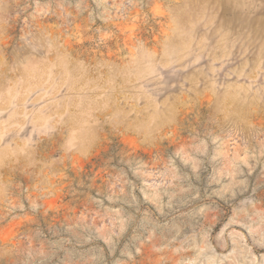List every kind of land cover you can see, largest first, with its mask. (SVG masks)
I'll use <instances>...</instances> for the list:
<instances>
[{
    "label": "clouds",
    "instance_id": "clouds-1",
    "mask_svg": "<svg viewBox=\"0 0 264 264\" xmlns=\"http://www.w3.org/2000/svg\"><path fill=\"white\" fill-rule=\"evenodd\" d=\"M0 264H264V0H0Z\"/></svg>",
    "mask_w": 264,
    "mask_h": 264
}]
</instances>
